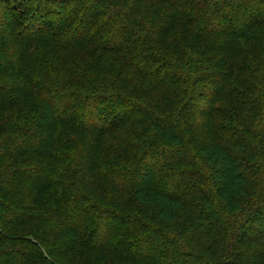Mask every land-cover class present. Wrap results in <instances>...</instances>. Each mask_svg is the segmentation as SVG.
I'll return each mask as SVG.
<instances>
[{
    "label": "trees",
    "instance_id": "trees-1",
    "mask_svg": "<svg viewBox=\"0 0 264 264\" xmlns=\"http://www.w3.org/2000/svg\"><path fill=\"white\" fill-rule=\"evenodd\" d=\"M0 264H264V0H0Z\"/></svg>",
    "mask_w": 264,
    "mask_h": 264
}]
</instances>
